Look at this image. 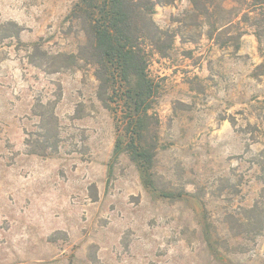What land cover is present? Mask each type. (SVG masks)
<instances>
[{
	"label": "rangeland",
	"instance_id": "obj_1",
	"mask_svg": "<svg viewBox=\"0 0 264 264\" xmlns=\"http://www.w3.org/2000/svg\"><path fill=\"white\" fill-rule=\"evenodd\" d=\"M78 2L0 0V23L22 29L20 40L0 29V264H264L261 1L157 7L174 37L149 66L160 84L155 172L170 197L115 155L94 67L56 58L86 42ZM51 112L58 152L33 154L26 141Z\"/></svg>",
	"mask_w": 264,
	"mask_h": 264
},
{
	"label": "trees",
	"instance_id": "obj_2",
	"mask_svg": "<svg viewBox=\"0 0 264 264\" xmlns=\"http://www.w3.org/2000/svg\"><path fill=\"white\" fill-rule=\"evenodd\" d=\"M176 1L79 0L71 16L82 22L86 42L78 53L56 57L69 66L83 61L94 67L98 97L116 120L115 155L127 153L139 166L144 185L164 197L172 195L159 187L155 172L160 121L154 108L160 84L150 75L149 66L152 56L166 57L174 44V37L163 31L153 16L158 6ZM260 1L264 7V0ZM0 29L7 32V38L20 40L18 23H0ZM39 116L40 138L32 135L26 144L31 153L49 156L59 148L57 118L54 112ZM89 258L92 264H100L97 257Z\"/></svg>",
	"mask_w": 264,
	"mask_h": 264
}]
</instances>
